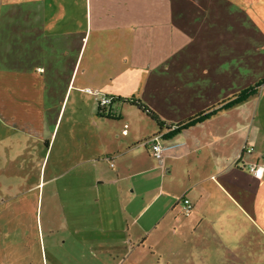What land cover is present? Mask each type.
Segmentation results:
<instances>
[{"label":"crops","instance_id":"crops-1","mask_svg":"<svg viewBox=\"0 0 264 264\" xmlns=\"http://www.w3.org/2000/svg\"><path fill=\"white\" fill-rule=\"evenodd\" d=\"M262 78L264 0H0V161L31 155L32 187L86 233L173 220L185 263L264 264V86L220 105Z\"/></svg>","mask_w":264,"mask_h":264},{"label":"rangeland","instance_id":"rangeland-1","mask_svg":"<svg viewBox=\"0 0 264 264\" xmlns=\"http://www.w3.org/2000/svg\"><path fill=\"white\" fill-rule=\"evenodd\" d=\"M30 156L0 161V264H190L183 253L193 239L174 231L173 220H140L134 236L126 229L129 220H117L119 231L89 225L86 233L84 220H66L60 204L48 209L46 188L41 194L32 187L37 178ZM140 224L146 238L129 253L130 238L145 233Z\"/></svg>","mask_w":264,"mask_h":264},{"label":"trees","instance_id":"trees-1","mask_svg":"<svg viewBox=\"0 0 264 264\" xmlns=\"http://www.w3.org/2000/svg\"><path fill=\"white\" fill-rule=\"evenodd\" d=\"M264 86V78L258 80L253 85H250L244 89H242L237 95L232 96L231 98H228L227 100L223 101L220 105L229 106L232 105L235 102L243 101L251 94L255 93V91L260 87ZM111 103L115 101H120L123 103H127L130 105L136 106L138 109H140L142 112H144L147 116H149L157 125L159 128H162L163 126L167 125V128L171 127V123L165 122L163 119L159 117V115L154 112L148 105H146L144 102H142L140 99L136 97H130V98H124L121 96L117 97H111ZM214 111H208V112H200L192 117L187 118L185 121L178 123L175 125L172 131H178L182 128H186L190 125H192L195 122L200 121L203 117H206L207 115L213 113Z\"/></svg>","mask_w":264,"mask_h":264},{"label":"built area","instance_id":"built-area-1","mask_svg":"<svg viewBox=\"0 0 264 264\" xmlns=\"http://www.w3.org/2000/svg\"><path fill=\"white\" fill-rule=\"evenodd\" d=\"M87 92L92 93L93 91L87 89ZM111 100L112 99L109 96H100L98 103L101 107L104 108L111 103ZM148 145H149L150 153L152 154L153 157L160 158L162 156L163 145L160 142V135H155L150 137L148 139ZM247 150L249 151L250 149L248 148ZM263 158H264V154H263ZM246 168L248 171H250L254 176L258 178L261 177L263 174V167L258 163H248L246 165ZM181 201L183 205V212L185 215H188L192 209V203L185 196L181 198Z\"/></svg>","mask_w":264,"mask_h":264}]
</instances>
